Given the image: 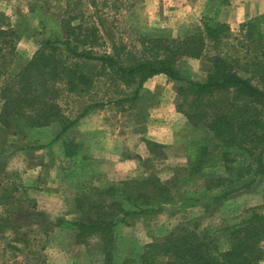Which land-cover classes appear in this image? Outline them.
<instances>
[{
	"label": "rangeland",
	"instance_id": "374dc122",
	"mask_svg": "<svg viewBox=\"0 0 264 264\" xmlns=\"http://www.w3.org/2000/svg\"><path fill=\"white\" fill-rule=\"evenodd\" d=\"M5 1L7 4L0 6L2 28L7 29L14 25L19 37L26 36L37 43L65 39L66 31L60 25L61 11L56 8V1L49 0L51 6L48 12L41 0ZM86 1V4L91 3V0ZM103 1L98 0V3L102 4ZM109 1L107 7L99 5L108 14L103 17L104 25L107 26L106 32L101 30L104 37L107 40L110 37L114 40L121 37L125 43L138 47L140 45L138 40L141 37L184 38L192 35L203 29L206 18L226 23L229 15L227 8L231 6V0ZM131 4L133 7L127 9ZM116 6H120L119 10ZM98 18L101 20L99 15L91 20L99 22ZM253 24L257 27L253 28L254 42L250 48L252 56L260 55L262 45L258 44L257 36L258 33L264 34L258 21L254 19ZM230 28L233 37L242 38V35L247 33V29L240 31V28L236 30H233L232 26ZM17 44L18 42L16 46ZM25 46V44L22 46L24 57L16 51L14 55H10L8 51L3 52L6 58L5 68L10 75L21 71L31 60L32 47ZM220 47L223 52L234 55L237 53L244 56L246 52L232 39ZM210 68V63L197 59H183L179 64L182 77L198 82L206 80ZM241 75L249 76L243 72ZM163 77L166 80L153 82L159 87L168 86L167 83L172 84L168 88L171 94L172 91L175 92L176 101V89L186 84L173 81L167 76ZM253 83L258 85L261 82L257 78ZM83 96L78 93L66 94L61 101L65 114L72 120L89 104L87 98ZM157 101V91L143 89L140 99L135 102L109 105L111 109H107L105 114L101 115L105 123L102 132L105 133L97 139V136L80 135L79 132L69 130L62 139L61 153L55 147H45L46 143L59 132L60 124L36 130L23 128L16 130L15 136L12 134L2 136L0 186L7 190L5 192L7 197L13 183L18 184L21 189H27L26 197L35 201V207L25 201L20 207L16 206L15 200L20 197L18 193L10 194V200L9 197L1 199L0 264H104L105 256L97 238L90 239L89 246L77 241L79 230L73 222L86 221L90 214L96 213L85 203L86 198L82 202L85 203L83 206L79 199L83 194H88L93 202L98 203L99 192L109 187L128 186L134 182L141 183L139 186L141 193L150 198V202L142 207L151 208L152 211L145 215L129 217L114 228L116 264H121L126 258L139 259L147 244L163 242L172 233L180 234L183 229L206 234L208 241L218 248L219 253L226 251L230 244L224 229L239 224L254 211L264 213L262 176L259 178L260 186H257L256 190L246 189L225 201L222 200L220 190L206 194L212 196L214 200L210 205L211 212H206L201 205H192V199L205 192V184L211 177L222 178L225 180L224 183L232 182V187L250 181L251 160L238 157L234 153L226 159L224 156L221 157L220 152H216L206 156L201 174L195 173L194 164L201 157L200 148L209 146L210 151L211 146L207 142L205 132L194 127L177 130L179 142L175 146L163 145L164 149L159 151L150 147L147 141H153L146 139L149 133V114L151 109L157 106ZM10 145L30 149L11 151ZM102 146H105L109 153H102L105 150L101 148ZM4 149L6 151L2 152ZM255 167L258 169L257 166L251 168ZM144 179H148V182H143ZM161 187L170 190L173 202L158 205L157 202L166 196V192L160 195L157 191ZM43 189L47 191L46 194L54 195L56 200L39 205L34 196L37 190L40 192ZM0 193H3L1 188ZM60 195H63L66 201L61 200ZM203 202L206 203L208 200ZM61 215L67 223L57 228L61 226L57 225L58 216ZM7 218L15 222L6 224ZM26 240H29L27 244L24 243ZM11 246L19 249H13Z\"/></svg>",
	"mask_w": 264,
	"mask_h": 264
},
{
	"label": "trees",
	"instance_id": "16d2710c",
	"mask_svg": "<svg viewBox=\"0 0 264 264\" xmlns=\"http://www.w3.org/2000/svg\"><path fill=\"white\" fill-rule=\"evenodd\" d=\"M41 1L48 12L50 1ZM54 1L56 8L61 11L60 25L66 31L65 39L39 43V50L15 75L7 72L3 52L15 54L16 43L19 41L18 31L0 26V54L3 53L0 57V139L4 135L15 136L16 130L23 128L31 130L60 124L61 128L53 140L57 141L93 109L135 102L140 99L144 84L149 79L156 75H165L173 81L186 84L176 89V110L184 115L195 129L205 132L207 142L211 146L210 151L209 146L200 148L201 157L194 164L195 173L201 174L206 158L216 152H220L221 157L226 159L234 153L238 157L251 160L250 181L232 187V182L224 183L222 178L211 177L205 184V192L192 199V205H201L206 212H211L210 205L214 200L212 196L207 195L213 191L220 190L222 200L225 201L235 193L239 194L246 189L254 191L260 186L259 178L264 177L263 33H258L257 36L258 44L262 45L260 55L252 56L250 53L255 35L253 28L257 25L253 22L241 25L240 31L247 29V33L239 38L233 37L228 24L206 18L203 29L192 35L184 38L141 37L138 47L125 43L121 37L115 40L112 37L108 40L104 37L101 30L105 31L107 26L104 25L103 17L108 14L99 5L107 7L109 0H104L102 4H99L98 0H91L89 4H86V0ZM131 7L133 4L127 9ZM119 8L120 6H116L117 10ZM97 14L101 20L98 18L99 22L92 21ZM229 39L238 42L239 48L246 51L244 56L222 51L220 46ZM183 59L210 63L211 68L206 80L198 82L182 77L179 64ZM242 72L249 76H242ZM257 78L261 83L255 85L253 80ZM77 93L84 95L89 104L72 120L65 114L61 101L64 95ZM147 143L158 151L164 149V146L158 143ZM10 147L11 151L30 149L17 145ZM1 151L5 152L6 149ZM254 166L258 169L251 168ZM143 182L147 183L148 179ZM140 184L134 182L120 188L109 187L98 193V203L93 202L88 194H83L79 199L81 206L87 203L96 213L90 214L86 221L73 222L79 230L77 241L89 246L90 239L97 238L105 256L104 264H116L113 230L117 224L129 217L145 215L152 211L151 208L142 207L150 202V198L141 193ZM0 188L3 192L0 193L2 203L1 199L7 197V190L5 187ZM157 191L160 195L166 192V196L157 202L159 206L174 201L168 188L161 187ZM14 193L20 194L15 200L16 206L20 207L25 201L35 207V201L26 197L27 189H21L18 184L13 183L8 190L9 200L10 194ZM84 198L86 201L82 203ZM13 221L10 218L5 219V223L9 225ZM64 223L62 219L57 221V225ZM224 231L230 247L220 253L218 248L208 241L206 234L183 229L180 234L172 233L163 242L147 244L139 259L126 258L121 264L264 262V213L254 211L242 222ZM28 241L24 243L27 244ZM11 247L19 249L16 246Z\"/></svg>",
	"mask_w": 264,
	"mask_h": 264
},
{
	"label": "crops",
	"instance_id": "0c3cea01",
	"mask_svg": "<svg viewBox=\"0 0 264 264\" xmlns=\"http://www.w3.org/2000/svg\"><path fill=\"white\" fill-rule=\"evenodd\" d=\"M6 4L7 2L5 0H0V6ZM225 10L226 9H224V11ZM227 11H229V15L227 17L226 23L232 26L233 30L239 29L241 25H244L248 22H253L254 19L255 21H258V23L261 25V28H263L264 30V0H231V6H228ZM14 27L15 26L12 25V27L10 28L16 30V28ZM23 44H25L27 47L29 46L32 47L33 54L32 56H30V59H32L35 53L39 50L40 47L39 43H37L31 38L20 35L18 44L16 46V53L20 52L19 54H21L22 57H24L23 56L24 48H22ZM163 76L165 75H156L153 78L149 79L144 84L143 89H149L153 92L155 90L158 92V101L156 102L157 106L152 108L149 114L150 116L149 124H148L149 133L146 136V139H149L160 145L170 147V146H175L179 142L176 135L177 130L186 127L193 128V126L187 121L184 115L178 113V111L176 110L175 92L172 91L171 94V90L169 89L170 86H172V84L167 83L166 85L168 86H163L166 87L163 88L157 86L153 82L155 80L162 81L163 79H165ZM162 95H164V97H162ZM108 106L93 109L85 117L81 118L70 130L74 132H79L80 135L90 134L92 136H97L98 137L97 139H99V137L102 136L101 134L105 133L102 132L105 123H103V119L101 118V115L103 116L107 111V109H111V107ZM67 134L68 132L57 141H53L54 137L51 138L48 141L49 143L48 142L46 143L45 147L46 148L47 146L51 148L55 147L58 151L60 150L61 153L60 147H62V139ZM101 148H105V146H102ZM102 153L107 154L109 153V150L105 148V150ZM120 157L122 158V156ZM45 192H47L45 189H43V191L40 192L39 190L36 191L37 194H35L34 197L39 205H42V203L47 204L48 202L52 203V201L56 200V197H54V195H52L51 193L46 194ZM60 196L63 197V195ZM62 197H60V199L66 201V198L65 197L62 198ZM58 217L59 219L65 221L64 224L67 223V220L64 218V216L61 215ZM64 224H62L57 228L63 227Z\"/></svg>",
	"mask_w": 264,
	"mask_h": 264
}]
</instances>
